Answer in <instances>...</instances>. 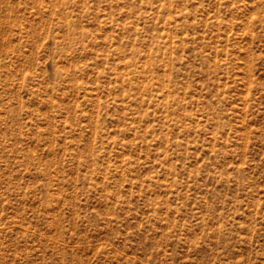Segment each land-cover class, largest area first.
Returning <instances> with one entry per match:
<instances>
[{
    "label": "rangeland",
    "instance_id": "374dc122",
    "mask_svg": "<svg viewBox=\"0 0 264 264\" xmlns=\"http://www.w3.org/2000/svg\"><path fill=\"white\" fill-rule=\"evenodd\" d=\"M0 264H264V0H0Z\"/></svg>",
    "mask_w": 264,
    "mask_h": 264
}]
</instances>
